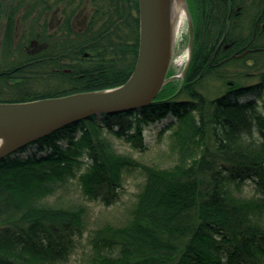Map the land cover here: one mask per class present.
I'll return each instance as SVG.
<instances>
[{"label":"trees","instance_id":"trees-1","mask_svg":"<svg viewBox=\"0 0 264 264\" xmlns=\"http://www.w3.org/2000/svg\"><path fill=\"white\" fill-rule=\"evenodd\" d=\"M192 4L182 79L0 160V264H64L87 230L84 264H264V0ZM139 40V0H0V103L123 85ZM168 114L166 163L109 135L145 150V128ZM127 172L142 181L123 219L89 228V205L67 193L113 205Z\"/></svg>","mask_w":264,"mask_h":264},{"label":"water","instance_id":"water-1","mask_svg":"<svg viewBox=\"0 0 264 264\" xmlns=\"http://www.w3.org/2000/svg\"><path fill=\"white\" fill-rule=\"evenodd\" d=\"M189 14V52L181 75L168 77L175 55L169 0H139L140 40L135 68L118 87L78 92L61 97L0 103V160L39 138L92 114L147 105L169 81L184 77L190 66L195 27Z\"/></svg>","mask_w":264,"mask_h":264},{"label":"rangeland","instance_id":"rangeland-1","mask_svg":"<svg viewBox=\"0 0 264 264\" xmlns=\"http://www.w3.org/2000/svg\"><path fill=\"white\" fill-rule=\"evenodd\" d=\"M188 6L193 12L194 5L192 4V0H187ZM190 11V12H191ZM192 15V14H191ZM83 18H85V14L81 13L78 16V22L82 23ZM193 19V18H192ZM194 23V22H193ZM188 23L187 17L184 20V23L181 28V32L176 39L174 52L175 55L173 57L171 68H174L173 75H181L182 71L186 65L187 57H185V52L188 46ZM183 77H178V81ZM174 119L171 114H168L165 118H163L160 122H151L144 130V144L145 150H136L133 148L131 143L124 141L123 139H119L113 134H109L110 137L115 141L117 148L121 152L125 153H133V155L140 160H145L148 162H158V163H166L171 160V155H165L166 153H170V139H169V131H167L162 137L160 136V131L164 128V125ZM118 128V127H116ZM30 151H34L31 149ZM25 155V154H24ZM174 156V155H173ZM175 157V156H174ZM142 181V178L138 172H127L124 177V186L119 191L120 199L116 198L113 205H107L104 200H90L86 199L83 196V193L79 191L78 186L72 188L67 193V199H75L79 200L82 203H86L89 205V228L96 227L97 225L102 224L105 220L118 221L122 220L123 216V208L131 203L134 198V193L137 192L139 188V183ZM251 184H248L247 189L250 193H252L253 189L251 188ZM63 199H65L63 197ZM88 228V229H89ZM89 235V230H87L84 234L83 241L78 247L74 250L70 259L66 261L64 264H84L86 263V258L90 253V244L87 236Z\"/></svg>","mask_w":264,"mask_h":264},{"label":"bare ground","instance_id":"bare-ground-1","mask_svg":"<svg viewBox=\"0 0 264 264\" xmlns=\"http://www.w3.org/2000/svg\"><path fill=\"white\" fill-rule=\"evenodd\" d=\"M189 11L185 0H169V19L173 39H177ZM188 50L185 57H188Z\"/></svg>","mask_w":264,"mask_h":264},{"label":"flooded vegetation","instance_id":"flooded-vegetation-1","mask_svg":"<svg viewBox=\"0 0 264 264\" xmlns=\"http://www.w3.org/2000/svg\"><path fill=\"white\" fill-rule=\"evenodd\" d=\"M264 24V23H263Z\"/></svg>","mask_w":264,"mask_h":264}]
</instances>
